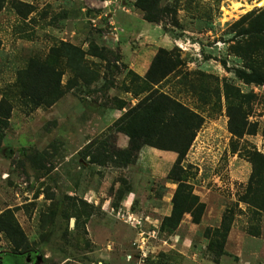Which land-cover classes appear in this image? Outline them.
I'll return each mask as SVG.
<instances>
[{
	"label": "rangeland",
	"instance_id": "374dc122",
	"mask_svg": "<svg viewBox=\"0 0 264 264\" xmlns=\"http://www.w3.org/2000/svg\"><path fill=\"white\" fill-rule=\"evenodd\" d=\"M13 1L5 0L0 10V96L29 58H45L50 47L61 41L87 51L83 65L98 73L91 81L93 88L79 82L52 106L24 111L15 104L0 144V213L13 209L38 264H264V212L240 200L252 171L248 153L264 154V84L244 83L234 73L245 66L234 52L240 40L234 23L245 13L263 8L262 0L161 1L168 11L160 14L159 23L178 39L167 38L159 47L172 50L174 57L180 53L182 64L159 87L203 117L182 167L192 197L205 203V209L198 224L185 213L173 232L161 230L176 184L165 182V177L135 181L126 169L115 179L122 177L124 186L137 190L132 209L142 212L143 222L132 230L126 218H116L122 223L119 234L99 231L103 219L84 200L86 189L97 184L98 170L87 164L83 148L78 154L75 151L84 142L81 131L103 126L102 113L114 110L121 101L128 108L140 99L125 89L130 77L121 62L120 46L129 51L142 47L146 61L159 47L135 37L125 43L112 36L116 31L107 23L115 10H122V0H17L31 6L27 15V7L19 12ZM123 1L130 11L137 10L132 0ZM139 23L150 27L142 20L137 27ZM185 28L192 33H184ZM62 68L64 83L71 73L63 64ZM200 73L205 81H210L206 75L216 77L220 88L226 81L248 96L243 108L249 110L246 120L255 125L254 134H231L222 94L220 100L214 96L204 103L192 92L190 81ZM89 95L100 104H90ZM111 125L89 140L114 136ZM225 211L233 220L223 251L217 253L207 248L208 236ZM11 248L0 234V254Z\"/></svg>",
	"mask_w": 264,
	"mask_h": 264
},
{
	"label": "trees",
	"instance_id": "16d2710c",
	"mask_svg": "<svg viewBox=\"0 0 264 264\" xmlns=\"http://www.w3.org/2000/svg\"><path fill=\"white\" fill-rule=\"evenodd\" d=\"M4 1L0 0V10ZM161 1L134 0L133 5L135 9L142 11L144 20L159 23L160 14L163 11L167 14L168 11L167 7L161 5ZM12 4L19 12L27 7L24 15L32 11L31 6L21 1L15 0ZM234 27L236 36L240 38L234 52L245 63L243 68L234 70L235 75L244 83L264 84V7L245 13L234 23ZM90 52L101 58L104 56L102 52ZM86 54L87 51L79 46L61 41L50 47L45 58L28 59L26 65L17 71L14 82L7 85L0 96V144L15 104L24 111H32L41 105L52 106L79 82L89 85L98 77L96 71L84 67L83 57ZM61 64L71 73L64 83L62 77L65 69H61ZM181 64L180 53L174 57L172 50L159 47L144 76L128 70L126 74L130 79L125 89L134 96H140V99L126 108L111 125L114 132L128 137L127 147L119 149L115 145L114 136H110L93 139L83 148L90 162L121 168L135 163L143 146L174 151L177 156L165 176V182L169 180L176 187L171 197L170 213L161 222V230L167 232H173L178 227L185 213L192 216L194 223H200L205 209V203L192 197V187L187 182L182 167V161L194 140L196 130L202 125L203 117L159 87L170 74L176 73ZM87 73L92 75L91 79L86 76ZM206 76L210 78L212 87L210 81H205V76L200 73L197 80L190 81L192 92L201 96L204 103L211 102L214 96L220 100L222 94L227 102L228 129L231 134L238 137L245 133L254 134L255 125L246 120L249 110L243 108V104L248 103V96L241 94L239 89L226 81L220 88L216 77ZM124 106L122 101L117 105L119 109ZM262 106L264 115V100ZM248 159L252 164V171L240 200L264 212V154L251 151ZM119 181L120 187L116 194L121 198L131 186H124L126 180L122 177ZM88 207L92 206L88 204ZM81 213L75 215L79 217ZM232 220L233 215L230 212L225 211L222 214L219 226L209 233L208 249L213 247L217 253L223 251ZM0 234L12 245L11 251L30 252L27 238L11 208L0 213Z\"/></svg>",
	"mask_w": 264,
	"mask_h": 264
},
{
	"label": "crops",
	"instance_id": "0c3cea01",
	"mask_svg": "<svg viewBox=\"0 0 264 264\" xmlns=\"http://www.w3.org/2000/svg\"><path fill=\"white\" fill-rule=\"evenodd\" d=\"M132 1L134 2V0ZM121 3L123 5V11L115 10L107 23L108 26H112L116 31L115 33H112V36H114V38L118 40L119 38H122L124 39V42L126 41L127 43H130L129 40L135 37L139 40L141 39L142 42H146L149 44L153 43L157 47L162 46V43L165 42L167 38L172 39L174 42L177 41L178 38H171L169 32L163 29L161 23L148 22L144 20L142 14L138 12L139 9L135 12H132L128 8H126L125 1L122 0ZM140 20L148 22L150 24V27H143V25L140 23L139 25L141 27H137V23ZM182 31L184 33H192L189 29L186 28ZM120 47L121 51L119 54L121 62L125 63V69L132 70L139 76H144L149 68L151 62L150 59L154 56L156 50L151 51V57L146 61L143 60L144 51L142 47L134 51H129L125 45H122ZM94 85L95 83L93 82L89 84L88 87L93 88ZM86 99L88 102H91L90 104H100L98 103L97 99H92L90 95L87 96ZM125 110L126 107H123L121 109L117 107L114 108V110L109 109L105 113H102V115H100L99 117V120L103 123V126H99V129L97 130L91 131V129H87L85 132L81 131V137L84 139V142L82 144L83 147L79 146L75 153L78 154L79 150H81V148H84V146L91 141L89 139H91L93 136L105 132V128H107L109 124H112L113 121H115ZM114 139L115 145L119 149L127 147L128 137L125 134L114 132ZM176 156L177 155L174 151L160 150L150 146H143L138 153L136 162L133 165H128L125 168L115 167L111 164L103 165L88 161L87 164L89 166H94L96 170H98L96 176L99 177V179L96 181L97 184L95 188L89 186L86 189L87 194L85 195L84 200H86L87 204L93 206L96 211L99 212V218L103 219V222H101L103 223V226L100 225L99 231L104 234L120 233L122 223L116 220V218H119L116 216L117 212H130L143 218L141 211H135L132 209L137 195V190L133 187V185L127 193L123 194L121 198H118V194H116V191L120 187V181L119 178L115 179L118 174L120 175L122 171L124 172L126 169H128L130 171L129 175L135 181H137L136 179L138 177L144 178L145 181L165 177L174 160L176 159ZM86 159H89V156H87ZM79 161H81V159ZM77 168L80 169V166L78 165ZM127 178L129 177L127 176ZM112 181L115 182L112 184ZM108 190H110V194L106 195L105 191ZM128 227L132 228V230L135 229V227L129 225ZM88 228L87 229L90 230L89 225Z\"/></svg>",
	"mask_w": 264,
	"mask_h": 264
},
{
	"label": "flooded vegetation",
	"instance_id": "af4514ba",
	"mask_svg": "<svg viewBox=\"0 0 264 264\" xmlns=\"http://www.w3.org/2000/svg\"><path fill=\"white\" fill-rule=\"evenodd\" d=\"M2 264H38V256L34 251L17 253L6 251L0 254Z\"/></svg>",
	"mask_w": 264,
	"mask_h": 264
},
{
	"label": "built area",
	"instance_id": "2783aa9c",
	"mask_svg": "<svg viewBox=\"0 0 264 264\" xmlns=\"http://www.w3.org/2000/svg\"><path fill=\"white\" fill-rule=\"evenodd\" d=\"M108 3H106V6ZM117 217L120 218H126V221L130 223L133 227L139 228L142 225L143 219L140 216H137L133 213L130 212H117L116 213ZM141 232V230H139ZM141 234V233H140Z\"/></svg>",
	"mask_w": 264,
	"mask_h": 264
},
{
	"label": "bare ground",
	"instance_id": "6f19581e",
	"mask_svg": "<svg viewBox=\"0 0 264 264\" xmlns=\"http://www.w3.org/2000/svg\"><path fill=\"white\" fill-rule=\"evenodd\" d=\"M238 3V2H237ZM264 4V0H262L260 3H259V5H263ZM244 5V4H243ZM232 6V5H231ZM239 6V4H235V8H237ZM231 11V10H230ZM231 13V12H230Z\"/></svg>",
	"mask_w": 264,
	"mask_h": 264
},
{
	"label": "water",
	"instance_id": "95a60500",
	"mask_svg": "<svg viewBox=\"0 0 264 264\" xmlns=\"http://www.w3.org/2000/svg\"><path fill=\"white\" fill-rule=\"evenodd\" d=\"M139 11H141V10H139ZM34 254H36V251H34Z\"/></svg>",
	"mask_w": 264,
	"mask_h": 264
}]
</instances>
